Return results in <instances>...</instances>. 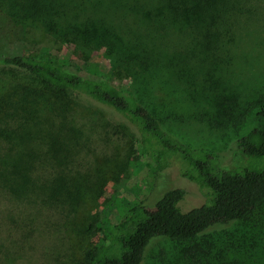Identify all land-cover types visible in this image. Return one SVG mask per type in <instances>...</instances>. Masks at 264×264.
<instances>
[{
    "label": "rangeland",
    "instance_id": "rangeland-1",
    "mask_svg": "<svg viewBox=\"0 0 264 264\" xmlns=\"http://www.w3.org/2000/svg\"><path fill=\"white\" fill-rule=\"evenodd\" d=\"M243 1L247 5L234 21L231 42L222 38L217 49L196 52L185 49L187 38L178 25L164 33L159 29L157 0H27L26 9L5 1L0 56L47 59L109 83L135 96L163 130L195 151L214 155L229 170L243 161L236 141L258 127L257 111L264 105V0ZM80 101L98 126L94 149L73 155L72 170L81 177L78 203L52 211L39 200L30 208L0 197V264H87L86 253L97 242L85 238L89 224L115 225L128 206H151L177 188L186 192L182 211L203 203L198 185L181 178L177 166L157 173L144 160L132 124L110 109ZM238 115L245 121L234 128ZM208 257L211 264H264V205L246 222L215 228L203 240L156 239L143 264H205Z\"/></svg>",
    "mask_w": 264,
    "mask_h": 264
},
{
    "label": "trees",
    "instance_id": "trees-1",
    "mask_svg": "<svg viewBox=\"0 0 264 264\" xmlns=\"http://www.w3.org/2000/svg\"><path fill=\"white\" fill-rule=\"evenodd\" d=\"M5 1L29 8L27 0H0V9ZM246 5L243 0H157L154 15L163 33L172 23L185 32L188 51L215 50L220 39L231 42L234 21L244 15ZM80 98L110 109L132 124L142 156L153 170L162 173L177 166L181 178L196 183L203 198L200 206L184 212L180 204L186 192L172 189L151 206H128L115 225L89 224L83 229L85 238L94 237L97 242L86 253L87 264H143L148 246L156 239L203 240L215 228L246 222L264 205V105L257 111L258 127L236 141L243 161L226 170L214 155L195 151L163 130L159 119L135 96L24 54L0 56L2 199L30 208L33 200H39L45 210L52 211L71 209L78 203L81 177L72 170L73 155L94 149L93 129L98 126V118L89 116L92 113ZM244 121L238 115L232 126L237 128ZM29 217L28 212L22 223ZM205 260L208 264L210 259Z\"/></svg>",
    "mask_w": 264,
    "mask_h": 264
}]
</instances>
